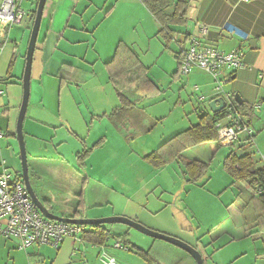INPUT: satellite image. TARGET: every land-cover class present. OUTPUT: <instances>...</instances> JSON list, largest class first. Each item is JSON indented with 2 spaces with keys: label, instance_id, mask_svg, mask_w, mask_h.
Returning a JSON list of instances; mask_svg holds the SVG:
<instances>
[{
  "label": "crops",
  "instance_id": "obj_1",
  "mask_svg": "<svg viewBox=\"0 0 264 264\" xmlns=\"http://www.w3.org/2000/svg\"><path fill=\"white\" fill-rule=\"evenodd\" d=\"M120 1L122 0H46L33 54L30 96L26 110L28 114H25L23 122L27 157L30 156L33 162L39 161L38 159L45 157L41 153L43 150L40 142H49L54 145V140H58L59 146L55 147L54 153L59 157L61 165L65 163L72 166L77 175L81 176V187L83 178L86 177L85 182L89 183L88 172L79 168L77 160L75 163H70L65 154L58 151L62 148L61 144L66 140H72L73 150L78 153L82 149L81 140L86 146L92 147L96 141L101 140L95 139L97 132H103L105 141L101 143L104 145L108 140L107 134L116 135L121 131H119V125L120 129L124 130V133H120L128 137V132L133 131L135 124L133 120L135 114L132 111L139 105L140 109H143L147 101H152L148 100L150 98L141 100L120 122L115 123L108 117L102 116V114L111 113L119 106L117 92L111 86L109 75L103 65L112 58L114 46L119 41H123L130 49L134 44V42L128 43L127 38L122 34L120 18H114L120 7ZM125 1L131 5L137 4L138 1V5L149 15L150 11L141 0ZM24 2L25 5H23ZM37 2L38 0H23L22 7L26 10V15L22 20L11 26H0V172L5 170L15 178L21 174L15 126L21 102V99L19 102L18 100L22 98L25 47L29 41V37L25 39L24 31H18L20 30L18 25L25 20L26 24H33L32 13ZM186 16L187 24L176 26V28L183 29V38L180 40L173 38L178 50L182 51L188 46V40L183 44H178L184 40L185 32L190 33V38L195 36L203 44L214 45L224 51L233 48L243 50V67L235 71L227 70L222 77L227 80L224 85L225 90L231 92L232 95L238 93L242 102L252 108L249 121L243 118L253 128L254 137L251 142L243 136L239 142L228 146L227 155L230 152L249 153L256 167H264V0H189ZM152 18L155 23L154 36H157L158 24L153 15ZM201 25L208 27L205 36L199 31ZM14 27L18 29L14 30ZM162 49L164 51L163 47ZM12 61L13 68L8 74ZM174 62L177 70L175 59ZM157 63L158 60L145 65L148 68V76ZM61 68H64L68 79L59 77ZM75 77L76 80H74ZM150 79L159 88L162 87L154 79ZM206 93L208 97L202 96V102H209L218 97L214 89ZM130 94L133 97H130ZM127 96L131 100L137 97L133 93H127ZM175 104H177L176 100ZM147 123L146 117H143L137 128L142 125L148 130ZM182 130L184 129L181 127L174 128L159 136L152 135L151 137L150 133L141 135V130L138 131V136H132L131 139L139 137L140 148L144 151L141 156H136L142 158L148 155L166 139ZM26 136L30 137L29 140H26ZM126 144L130 146L132 141H126ZM199 146H207L209 154L219 152L217 151L219 146L217 140L188 147L179 159L168 164V167L173 163L178 165L181 173L179 184L183 179L186 180L179 163L185 168V164L193 159L204 161L193 155L184 156L186 151L192 149L196 151ZM97 150V148L94 149L89 160L90 157L101 159L98 168L103 166V169L106 167L110 169L111 164L108 160L113 158L114 162L116 161L115 149L112 147L107 149L109 156L106 155L103 159L101 154L97 156L94 154ZM127 150L132 154L131 147ZM92 167L95 165L92 164ZM99 172L102 176L106 175L102 169ZM52 174L58 177L56 180L65 177L64 182H68L66 173L52 170ZM29 177L37 197L47 205L46 207L51 212L65 217H70L74 213L77 194L80 190L74 191L73 197L68 199L65 198L62 187H59V191L52 192L44 186L46 179H41L40 175L33 173L32 176L29 174ZM102 178L97 182L106 184ZM199 186L202 185L196 184L194 189ZM186 187L188 186L185 185L182 191L178 189L173 192L162 189L159 195L149 192L145 197L135 200L134 192H131L130 195L124 194V199L119 203L105 197V202L111 204L110 209L107 208L108 206L101 205L98 199H92L93 203H90L91 196L89 198V195L85 194V217L126 216L150 229L180 238L194 247L198 246L204 252L205 264H208L211 256L213 257L214 253L221 248L214 247L215 240L218 238L224 239L227 246L234 244L237 249L225 263L216 260L213 264H235L239 261H244L243 264H264V209L256 199L257 194L250 200V202L253 201L250 219L245 220L247 208L242 210L230 203L221 213H217L221 215L220 219L213 221L211 212L205 214L202 211L199 213L197 209L190 208L189 211L186 209L188 208L187 200L190 202V199H193L190 197L191 190L187 191ZM196 194L198 195L196 191L195 194L192 193V195ZM182 195H185V198H181ZM216 211L220 212V208ZM115 225L117 226H106L110 236L101 245L88 243L82 239L81 235L79 241L71 238L64 239L57 248L48 244H35L19 249L14 239L0 234V264H68L69 262L96 264L101 249L113 256L120 264H125L122 260L124 257L122 252H118V249L112 245V242L113 244L119 242L113 235L127 233L130 242V238L134 235L130 227L117 223ZM83 227L84 231L88 229ZM136 237L143 244L139 247L141 249L169 251L173 256L178 258L181 256L185 260L183 264H192L190 259L180 255L181 252L176 249L156 242L153 238L146 240L141 236ZM120 245L122 247L121 243ZM123 248L130 250L127 246ZM140 258H137L139 264H148ZM158 260L161 264H173L167 256H158Z\"/></svg>",
  "mask_w": 264,
  "mask_h": 264
},
{
  "label": "rangeland",
  "instance_id": "obj_2",
  "mask_svg": "<svg viewBox=\"0 0 264 264\" xmlns=\"http://www.w3.org/2000/svg\"><path fill=\"white\" fill-rule=\"evenodd\" d=\"M133 4L134 5H131L125 0L120 1V7L115 13L114 18H120L122 21V24L120 25L122 34L125 36V38H127L128 43L134 42L131 50L137 55L140 61L143 62L144 66L150 65L151 63L158 60V63L154 66V69L151 70L148 77L154 79L159 85L162 86L160 87L162 93L157 97L148 99L152 101L146 100L147 103L144 104L143 109H140L139 105L132 111L135 114L133 119L135 124L133 131L129 130L130 132H128V137L127 135L120 133L124 130L122 128L120 129L119 125V131H121L117 132L116 135L107 134L108 140L103 145L102 143L105 141V134L103 132H97L95 139H101L102 143L95 145L97 142L96 141L92 145L93 149L91 150L89 156L92 154L94 149L97 148L98 150L94 154L96 156L101 154L103 159L108 153L107 149L112 147L116 152V161L114 162V159L111 157L112 159L108 160L109 164H111V168L109 169L106 167L103 169V166L98 168L100 166L101 159L99 160L95 157H90L89 160V156L85 158L83 170L86 171V173L88 172L89 183L86 184L84 188V195H89V198L91 196L90 203H93L92 199H98L101 201V205L104 207L108 206L107 208L110 209L111 204H107L105 202V197L108 198V200L119 203L120 200L124 199V194L130 195L131 192H134L135 200L136 198L140 199L141 197H145V195L149 192L159 195L162 189H166L170 192L178 189L182 191L186 185L188 186L186 187V190H191L190 197L193 198L190 199V202L187 200L188 208L186 209L188 211L190 208H192L197 209L199 213H201V211L205 214L211 212L214 219L213 221H218L221 215L217 213H221L224 210V207H227L231 203L234 207H239L242 210L247 208V211L245 212V220L250 219L253 206V201L250 202V200L251 198L253 199L255 197L252 191L249 188H246L242 182L237 180L234 181V179L224 168V160L229 151L228 146L219 145L217 148V151L219 152H213L214 154H209L208 150L206 149L207 146H199L197 147L196 151H194L195 149H192L184 153V156L186 157H191L193 155L194 157H199V159H204V162L208 164L207 171L205 172L203 178L198 182V185H202L203 187L199 186L196 189H194L196 184L188 183L184 179L180 181L179 184L178 180L179 176H181V173L179 172L180 169L178 165L173 163L168 167V164L173 160L157 168L154 167V165L150 162L144 160V157L139 158L136 156H141L144 151L140 148V141H138L139 137H134L133 140L131 139L132 136H138V131L141 130V135L150 133V137L152 135L159 136L162 133L164 134L165 132L174 128L181 127V129H186L187 127L195 124L200 115L209 113L210 110L207 106L208 102H202L201 97H208L206 91H212V89L215 87V83L212 76L200 69L195 68L191 69L187 75L179 74L178 78H174L172 74L174 71H176V65L173 59V54L164 48L161 36H154L155 23L153 21L152 15L150 13L149 15L146 14L141 6L138 5V1L137 4ZM23 5H25V2ZM18 26L20 29L18 31H24L25 39H27L31 31L32 23L26 24L25 20L22 21V23ZM18 26L16 25V27ZM17 29L18 28L15 29L14 27V30ZM182 31L183 29L176 28L173 32V38L175 40L182 39ZM118 43L125 45L123 41H119ZM117 44L114 46L113 54ZM162 47L164 48V51H162ZM170 47L172 50L174 49L178 51V46L174 40ZM26 49L27 46L25 47V51ZM109 82L116 92V88L110 79ZM7 94L10 95L8 92ZM130 97H133V95L130 94ZM20 99L21 98H19L18 102ZM175 100L177 101V104H175ZM27 114L28 112H26V115ZM143 117H146V120L148 121V130H146L142 125L137 128ZM29 138L30 137L26 136V140H29ZM57 141L58 140H54V145L53 143L49 142H40L43 150L41 153L44 154L45 157L38 159L39 161L33 162V159L30 156L27 157L29 174L32 176L33 173H35L37 176L40 175L41 179H46L44 186L52 192L59 191V187H62V192L64 193L65 198L69 199L70 197L71 199V197H73L72 194L74 191H79L81 189V176L77 175L72 166H68L65 163L61 165L59 157L54 153L55 147L59 146ZM126 141H132V144L128 146ZM61 146V150L58 151L63 152L66 156V159L70 161V163H75L77 153L73 150V141L66 140L65 143L61 144ZM86 147L90 148L89 146ZM129 147L132 148V154L127 150ZM17 149L19 152L18 146ZM238 155L241 154L238 153ZM92 164L95 165V167H92ZM179 164L184 171L183 164ZM164 167L165 169H163ZM101 169L104 170L106 175L102 176V174H100L99 171ZM174 169H176V171H174ZM52 170L54 172L66 173L68 182H64L63 179L65 177H60L61 180H56L58 177L52 174ZM49 171H51V173H49ZM100 178H102L106 184H99L97 181ZM58 182H60V184ZM156 182H159L160 184H157ZM195 191L198 193V195L196 194L197 196L192 195V193L195 194ZM184 196L185 195H182L181 198H185ZM60 205L64 206L63 204ZM87 205L89 206V202ZM217 208H220V212L216 211ZM209 217L211 218V215ZM105 226L110 227L117 225L106 224ZM130 230L134 235L132 238H130V240L133 244L137 245V247H141L143 244L137 239L136 236H141L146 240L152 239L151 237L146 236L133 228H130ZM159 241L163 244H167L161 240ZM215 241L214 247H217V249L218 247L221 248L214 253L213 257L211 256L207 263L213 264V262H216V260L225 263V261L231 258V255L236 251L237 247H235L234 244L229 246L225 245V241L222 238H218ZM121 244V249H115H118V252H122V256H124L122 260L124 263L139 264L137 261L139 255L134 250L130 249L127 251V249L123 248L125 245L123 243ZM112 245H114L113 242ZM127 248H129V246H127ZM158 252L163 253V256H167L174 263L179 259L178 257L173 256L169 251L163 250ZM140 259L142 260V258ZM97 260L98 261L96 264H102L99 261L98 256ZM243 262L239 261L235 264H243Z\"/></svg>",
  "mask_w": 264,
  "mask_h": 264
},
{
  "label": "trees",
  "instance_id": "obj_3",
  "mask_svg": "<svg viewBox=\"0 0 264 264\" xmlns=\"http://www.w3.org/2000/svg\"><path fill=\"white\" fill-rule=\"evenodd\" d=\"M148 8L150 13L158 24L157 35L161 36L164 48L169 50L174 59L177 61V70L173 72V77L179 76V61L181 59V50H172L170 44L173 41V32L176 26H185L187 24V9L189 0H141ZM171 7V8H170ZM170 8V9H169ZM36 9V8H35ZM35 9L32 13V19L35 16ZM185 38L178 44H183L186 40L189 41L190 33H184ZM105 70L109 75L110 81L114 84L119 99V106L113 109L109 114H102L116 123L124 119L128 112H130L141 100L146 98H154L162 93V90L148 77L147 68L143 65L137 55L126 45L118 43L112 58L104 64ZM13 68V61L9 68V73ZM61 79L66 78L64 68L59 71ZM77 78L75 77L74 80ZM127 93H133L137 97L133 100L129 99ZM236 111L249 121L252 115V108L244 102L241 104L234 103ZM223 117V110L212 113H205L198 117L197 122L188 128L176 133L170 138L162 142L156 149L144 156V160L150 162L154 167H161L171 160H175L182 156V153L190 146L214 141L217 138L216 123ZM248 123V122H247ZM254 137V135H253ZM246 140L253 141V138ZM82 149L77 153L76 160L79 168L83 170L84 160L89 156L93 147H86L84 141H80ZM102 140L95 145L101 144ZM184 175L186 181L192 184H198L203 178L208 169V164L204 161L193 159L184 166ZM224 168L234 181L242 182L246 188H249L254 195L257 194L256 199L259 200L264 209V167H256L249 153L238 155L235 152H230L224 160ZM22 178L21 174L18 176ZM87 178H83L82 187L77 194L76 208L71 217L83 218L85 217V198L84 188L86 186ZM45 205V204H44ZM47 206V205H45ZM82 233V239L88 243L101 245L110 236L109 231L105 225H90ZM127 233L114 234L120 243L129 246V249L134 250L139 257H141L148 264H161L158 256L161 257L163 253L155 251V249H141L128 240ZM156 242H160L155 239ZM162 241V240H161ZM164 242V241H163ZM162 243V242H161ZM166 243V242H165ZM173 249L177 247L171 244H165ZM201 252L204 258V252L198 246L196 247ZM182 256L190 259L192 264H196L194 259L185 251L177 249ZM185 261L181 256L173 264H183ZM205 264V259H204Z\"/></svg>",
  "mask_w": 264,
  "mask_h": 264
},
{
  "label": "built area",
  "instance_id": "obj_4",
  "mask_svg": "<svg viewBox=\"0 0 264 264\" xmlns=\"http://www.w3.org/2000/svg\"><path fill=\"white\" fill-rule=\"evenodd\" d=\"M23 0H1L0 26H11L19 23L26 15L22 7ZM201 35L205 36L208 27L201 25ZM244 52L240 48L224 51L214 45L203 44L197 37L189 39L188 46L182 50L179 61V73L189 74L191 69H200L212 76L217 96L226 101L223 117L216 123L217 143L221 146H232L245 138H253V128L235 109L233 95L225 90L226 78L222 74L235 71L244 65ZM84 231L82 225L46 218L34 205L24 186L22 178L12 177L5 170L0 172V234L16 241L19 249L35 244H48L57 248L66 238L81 240ZM114 247L120 248L119 242ZM102 264H120L104 249L98 254ZM68 264H76L69 262Z\"/></svg>",
  "mask_w": 264,
  "mask_h": 264
},
{
  "label": "water",
  "instance_id": "obj_5",
  "mask_svg": "<svg viewBox=\"0 0 264 264\" xmlns=\"http://www.w3.org/2000/svg\"><path fill=\"white\" fill-rule=\"evenodd\" d=\"M46 0H38L35 16L33 19V24L30 31L29 41L26 49L25 54V65L22 75V98L19 106V111L16 119V126H15V135L17 144L19 147V157L21 163V176L26 188L28 195L30 196L31 200L33 201L36 208L46 217L52 220L82 225V226H90V225H106V224H124L130 228L137 230L138 232L149 236L153 239L162 240L166 243H169L186 253H188L195 261L196 264H204V258L196 247L190 245L189 243L177 238L175 236L165 234L153 229H150L143 225L142 223L135 221L131 218L122 215H112V216H103V217H83V218H76V217H65L57 215L51 212L44 203L37 197L29 177V170H28V162H27V151L24 141L23 135V122L28 106L29 96H30V77H31V67L33 61V54L36 46V40L40 28L43 8L45 5ZM233 100L237 104L242 103V99L239 97L238 93L233 94ZM207 106L212 114L222 111L226 106V101L223 97L218 96L216 98L211 99Z\"/></svg>",
  "mask_w": 264,
  "mask_h": 264
}]
</instances>
